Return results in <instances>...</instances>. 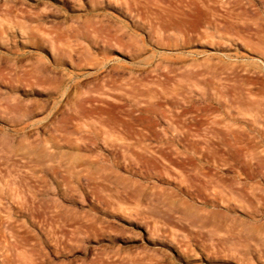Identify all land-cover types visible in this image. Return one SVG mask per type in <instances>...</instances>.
I'll return each instance as SVG.
<instances>
[{"label":"rangeland","instance_id":"rangeland-1","mask_svg":"<svg viewBox=\"0 0 264 264\" xmlns=\"http://www.w3.org/2000/svg\"><path fill=\"white\" fill-rule=\"evenodd\" d=\"M104 263L264 264V0H0V264Z\"/></svg>","mask_w":264,"mask_h":264},{"label":"bare ground","instance_id":"bare-ground-1","mask_svg":"<svg viewBox=\"0 0 264 264\" xmlns=\"http://www.w3.org/2000/svg\"><path fill=\"white\" fill-rule=\"evenodd\" d=\"M202 3V2H201ZM226 10V9H225ZM244 9H242V10H239V13H236L235 15H237V14H240V11H242V14H247V13H245L244 11H243ZM231 11H232V9H231ZM237 12V11H236ZM248 12V11H247ZM228 14V13H227ZM234 14V13H233ZM241 14V15H242ZM131 258V257H130ZM137 258V257H136ZM135 257H134V260L136 259ZM127 262V261H126ZM130 262H132V259H131V261ZM105 264V263H104Z\"/></svg>","mask_w":264,"mask_h":264}]
</instances>
